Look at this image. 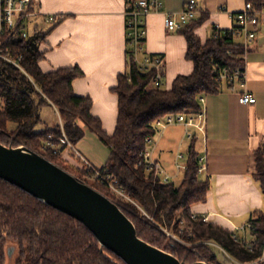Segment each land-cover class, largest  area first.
I'll use <instances>...</instances> for the list:
<instances>
[{"label": "trees", "instance_id": "16d2710c", "mask_svg": "<svg viewBox=\"0 0 264 264\" xmlns=\"http://www.w3.org/2000/svg\"><path fill=\"white\" fill-rule=\"evenodd\" d=\"M262 2L264 0H248ZM63 21L57 17L52 29ZM198 19L179 31L187 41V60L193 62L191 75H180L170 90L153 87L155 74L141 73L133 51L127 43V69L119 76L113 92L118 96V121L113 136L107 135L102 122L92 115L93 101L75 94L73 83L85 75L79 67L61 68L44 73L40 63L44 53L40 45L47 32L37 27L28 39L9 43L13 58L21 59L23 70L0 60V142L27 146L89 186L113 199L134 223L139 238L179 260L193 264L200 256L218 264L212 247L193 246L186 249L173 244L144 218L137 206L117 199L105 186L90 180L87 171L70 166L63 158L66 140L73 146L85 137V126L110 148V157L102 169L154 221L170 228L176 220L186 219L188 228L182 237L194 243H216L241 263L259 260L264 253V212L254 213L249 221L248 236L256 247L249 252L241 235L191 219V207L206 201L210 184L199 173V136L195 135L187 150L188 170L181 184L165 185L140 156L148 149L146 139L155 137L154 122L167 115L192 114L201 111V98L216 95L233 84L218 82L219 74L244 70L246 50L242 42L228 31L215 30L205 44L195 30ZM229 52H231L229 54ZM56 110L62 124L43 126L42 111ZM11 125H14L11 127ZM59 148V149H58ZM140 162H142L140 164ZM253 178L264 197V149L254 153ZM10 245L16 246V264H125L107 249L76 219L39 201L35 197L0 179V264L5 263Z\"/></svg>", "mask_w": 264, "mask_h": 264}, {"label": "crops", "instance_id": "0c3cea01", "mask_svg": "<svg viewBox=\"0 0 264 264\" xmlns=\"http://www.w3.org/2000/svg\"><path fill=\"white\" fill-rule=\"evenodd\" d=\"M39 13L34 27L47 32L40 45L44 60L40 68L50 73L61 68L79 67L84 77L73 83L79 97L93 101L92 115L98 118L104 131L113 136L118 121V96L113 90L119 76L127 69L126 13L131 0H32ZM190 0H162L161 12L151 13L146 19L147 39L144 55L161 56L165 63V85L170 90L180 75L194 71L187 60V41L180 32L165 27L166 14L178 15ZM199 9L196 34L205 44L215 30L229 31L235 26L232 15L242 11L248 0H196ZM63 17L52 29H45L46 17ZM246 91L256 98L255 104L243 105L240 87L224 88L205 98L206 126L199 136L198 151L205 157L206 171L202 180L210 184L206 201L191 207V214L208 217L209 224L231 233L244 234L254 213L264 212V197L253 178L254 153L264 149V40L258 39L245 54ZM1 105V102H0ZM55 122L43 126L54 128ZM44 110V109H43ZM84 139L74 151L63 148L62 158L72 167L84 166L85 161L103 169L110 157V148L85 126ZM187 128L172 125L158 130L148 145L153 161L171 179L181 184L184 173L178 172L177 156H186L190 145ZM103 145H101V144ZM104 146V147H103ZM80 148V150H79ZM179 179V181H178ZM247 229V228H246Z\"/></svg>", "mask_w": 264, "mask_h": 264}, {"label": "built area", "instance_id": "2783aa9c", "mask_svg": "<svg viewBox=\"0 0 264 264\" xmlns=\"http://www.w3.org/2000/svg\"><path fill=\"white\" fill-rule=\"evenodd\" d=\"M162 0H131V7L126 13V31L127 43L130 45L134 58L138 63L141 73L155 74L153 87L158 89H166L165 85V68L166 63L161 56L158 55H144V47L147 39L146 19L154 12H161L163 10ZM200 12L196 0H190L186 7L178 15L166 14L165 27L170 32H179L188 26L191 22L195 21ZM39 17V13L33 8L32 0H0V60L8 62L17 68L22 69L20 65V58H13L7 45L15 41H21L30 37L29 25L33 19ZM232 19L235 21V26L229 30L230 34L242 42L246 51L255 44V42L262 38L264 40V1L262 2H247L242 11L233 14ZM55 16L46 17L48 24L56 21ZM231 52H229L230 54ZM245 59V56H244ZM218 82L233 84L234 87H240L244 93L240 98L243 105H250L256 103V98L250 96L246 91V70L229 71L228 69L222 71L218 76ZM202 109L198 113L192 114H178L167 115L159 118L154 122V127L157 130L164 129L172 125H183L187 128L186 139L191 141L194 139L197 132L204 133L206 126V111H205V98L200 99ZM154 137H148L146 143L149 145L153 142ZM68 147H73L66 140ZM140 156L143 158L144 163L147 165V170L153 172L161 182L165 185L171 184V179L161 169L160 165L153 161L151 153L147 149L142 152ZM186 156L183 153L178 154L176 167L178 172L185 173L188 170V164L185 163ZM206 158L200 157L199 173L203 174L206 171L205 165ZM86 170L95 176V180L107 187L111 192L121 197L120 200H126L136 204L119 185V182L113 177L104 174L102 169L94 167L89 162L85 161ZM142 162H140L141 164ZM118 198V197H117ZM191 219L197 221L203 219L204 222L209 223V218H200L192 214ZM188 221L180 219L178 223L179 234L170 233L165 230L166 235L172 240L179 242L180 237L187 230ZM244 229V234L241 237H236V241H243L246 249L253 253L256 247L254 239L249 238L248 230ZM209 247L220 249L227 255L228 259L236 262V264H264V253L262 257L251 263H241L232 257L225 249L216 243H202Z\"/></svg>", "mask_w": 264, "mask_h": 264}, {"label": "water", "instance_id": "95a60500", "mask_svg": "<svg viewBox=\"0 0 264 264\" xmlns=\"http://www.w3.org/2000/svg\"><path fill=\"white\" fill-rule=\"evenodd\" d=\"M0 179L84 224L125 264H187L139 238L117 203L26 146L0 142Z\"/></svg>", "mask_w": 264, "mask_h": 264}, {"label": "rangeland", "instance_id": "374dc122", "mask_svg": "<svg viewBox=\"0 0 264 264\" xmlns=\"http://www.w3.org/2000/svg\"><path fill=\"white\" fill-rule=\"evenodd\" d=\"M38 18V17H37ZM37 18H35V19H33V21L30 23V25H29V30H30V32H33L34 31V29H35V27H34V25H35V22H36V20H37ZM50 26V24H46L45 26H44V28L45 29H47L48 27ZM1 102V101H0ZM42 116H43V119L45 120V121H47V124H51V125H53V123L55 122V118H54V113L50 110V109H44L43 111H42ZM59 119V120H58ZM57 120H58V123H60V124H62V121H61V118H60V116H59V114L57 115ZM14 125H11V127H13ZM44 128V126H40L39 127V129H43ZM101 144V143H100ZM101 145H103V144H101ZM6 146H12V147H21V146H18L17 144H14V143H8ZM27 147V146H26ZM104 147V146H103ZM29 148V147H28ZM69 149H71L72 151H74V146L73 147H68ZM59 149V148H58ZM32 150V149H31ZM79 150H80V148H79ZM34 151V150H33ZM35 152H37L38 153V151H35ZM62 168V167H61ZM75 168V167H74ZM86 165H84V166H77L75 169H78V170H80V171H85L86 170ZM87 171V173L89 174V178H90V180H93V181H95V182H97L96 180H95V176H93V174L92 173H90L88 170H86ZM75 176V175H74ZM76 177V176H75ZM76 178H78V177H76ZM79 179V178H78ZM80 181H82V182H84V183H86V184H88V183H90L88 180H86L85 178H83V177H81L80 179H79ZM178 181H179V179H178ZM98 183V182H97ZM99 184V183H98ZM95 189V188H94ZM97 190V189H96ZM99 191V190H98ZM113 193V192H112ZM114 194V196L117 198V199H120L121 197H119V196H117L115 193H113ZM103 195H105V194H103ZM106 196V195H105ZM129 196V195H128ZM106 197H108V196H106ZM130 197V196H129ZM109 198V197H108ZM109 199H111V198H109ZM112 201H113V199H111ZM124 201H126V200H124ZM115 202V201H114ZM126 202H128V203H131V202H129V201H126ZM116 203V202H115ZM133 204V203H132ZM135 206H137V208L139 209V211H140V213H141V215L144 217V218H142V219H146L147 221H149L150 222V224L152 225V226H154L155 227V229H157L161 234H163L164 235V237H166L167 239H169V240H171V242L173 243V244H176V245H180V246H182V247H184V248H186V249H190V248H192L194 245L195 246H201V247H203L204 245L202 244L203 242H200V243H194V242H191V241H186L182 236L180 237V241L179 242H176V241H174V240H172L171 238H169L167 235H166V233H165V230H167V231H169L170 233H178L179 232V228H178V223H179V219L178 220H176L175 222H174V224L172 225V227H170V228H167V227H164V226H162L161 224H159L158 222H156V221H154L149 215H147V213L140 207V206H138L137 204H135ZM120 207V206H119ZM187 228H188V226H187ZM179 234V233H178ZM213 249V251H214V254L216 255V257H217V260H218V264H236V262H234V261H231V260H229L228 259V257H227V255L226 254H224L223 253V251H221L220 249H216L215 247H213L212 248ZM195 260H203L204 261V259H202L200 256H196V259ZM6 264H11V260H8L7 262H6ZM211 264V263H210ZM214 264H217V263H214Z\"/></svg>", "mask_w": 264, "mask_h": 264}, {"label": "flooded vegetation", "instance_id": "af4514ba", "mask_svg": "<svg viewBox=\"0 0 264 264\" xmlns=\"http://www.w3.org/2000/svg\"><path fill=\"white\" fill-rule=\"evenodd\" d=\"M16 255H17L16 246L10 245L7 250L4 264H6L8 260H11V264H16Z\"/></svg>", "mask_w": 264, "mask_h": 264}]
</instances>
